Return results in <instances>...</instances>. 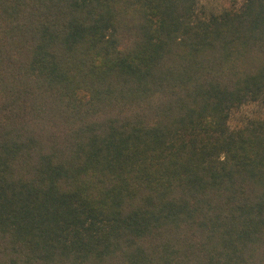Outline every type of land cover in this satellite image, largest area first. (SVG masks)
<instances>
[{
  "label": "trees",
  "instance_id": "1",
  "mask_svg": "<svg viewBox=\"0 0 264 264\" xmlns=\"http://www.w3.org/2000/svg\"><path fill=\"white\" fill-rule=\"evenodd\" d=\"M264 0H0V264H264Z\"/></svg>",
  "mask_w": 264,
  "mask_h": 264
},
{
  "label": "rangeland",
  "instance_id": "2",
  "mask_svg": "<svg viewBox=\"0 0 264 264\" xmlns=\"http://www.w3.org/2000/svg\"><path fill=\"white\" fill-rule=\"evenodd\" d=\"M201 4L207 8L212 6H227L230 0H200ZM264 115V103L249 104L242 107L231 119L232 125H237L249 116Z\"/></svg>",
  "mask_w": 264,
  "mask_h": 264
}]
</instances>
